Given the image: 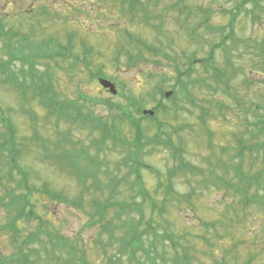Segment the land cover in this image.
I'll list each match as a JSON object with an SVG mask.
<instances>
[{
  "label": "rangeland",
  "instance_id": "rangeland-1",
  "mask_svg": "<svg viewBox=\"0 0 264 264\" xmlns=\"http://www.w3.org/2000/svg\"><path fill=\"white\" fill-rule=\"evenodd\" d=\"M141 1V5L132 7L136 10H128L120 0H0V18L7 27H12V34L4 35L8 42L39 49L43 42L40 40L51 43L56 38L81 54L82 43L85 42L94 48V54L89 59L92 66L101 67L113 76L120 88V93L113 96L98 81L91 82L86 71L79 68L71 71L69 65L54 59H40L36 64L38 71L50 69L53 72L54 85L50 87L47 84L49 79L42 76L33 85L32 81H26L19 74L10 77V69L8 72L3 70L0 74L3 76L0 77V119H8L11 123L18 148V163L27 175L22 181L32 188L41 191L47 182L53 189L75 198L82 189V183L79 185L72 176L71 157L78 148L75 147L80 144L90 147V152L94 153L95 147L91 143L99 136L98 130L89 125L58 118L74 115L68 109L71 101L56 100L55 95L58 93L54 86L62 92L63 98L76 99L77 87L80 85L88 97L110 98L112 102L120 103H128L127 98L135 97L138 105L142 102L146 109H152L162 89L171 90L178 80L183 85L190 84L191 80L194 94L197 93L195 102L209 106L213 113H220L219 110L236 104V109L223 112L226 116H203L212 132L209 135L202 125L201 116H198L200 108L182 98L178 99V105L184 109L178 110L177 120H171V123L182 128L179 134L184 142L183 157L188 163L201 168L209 167L211 161L216 163L229 159L235 148L234 135L242 132L244 120L253 122L255 116L252 110H258L255 106L264 108V0H258L257 5L254 0L242 6L236 5L240 0ZM143 7L147 8L149 19L142 13ZM207 17L208 20H204ZM3 44L0 40L1 62L9 60L6 49L1 47ZM25 53L32 52L26 48ZM211 56L213 58L207 65V74L215 73L213 67L227 71V78L221 81L223 84L228 81L227 87L234 100L224 92L216 93L208 89L210 82H198L205 76L203 69L206 68L193 64L192 60ZM20 61L24 63L21 57L11 61L18 73L23 70L21 66L25 67ZM175 61L179 69L175 68ZM58 62L66 69H58ZM191 67L197 72L189 70ZM190 76L192 79H189ZM27 96H30L28 102ZM41 97L50 107L55 102V106L51 107L55 116L41 103ZM198 97L206 101L201 103ZM217 100L222 104H217ZM163 103L168 109L174 106L168 98ZM89 105L95 114L108 118L116 128L133 136V128L127 120L115 116L116 113H111L102 104ZM160 116L165 115L161 113ZM143 120L145 133L153 134L155 125L148 126L151 125L150 121ZM35 127L37 132H34ZM164 130L173 132L169 126H164ZM61 131L68 133V141H65ZM4 132L5 126L0 121V136ZM172 136L178 140L174 133ZM2 142L0 138V144ZM73 143L76 146L72 147ZM145 154L151 166L164 172L175 168L178 161L161 148L148 149ZM262 155L264 150L251 159L247 158V168L253 166L252 172L261 169ZM122 156L118 151H109L107 147L101 152V158H108L112 167ZM7 168L0 158V199L5 204L14 194H21L17 200L22 196V193H15L19 177L8 175ZM144 179L150 190L158 182L151 171L144 172ZM187 182L185 178H176L179 193L190 191L191 186ZM206 183L210 184V180ZM195 186L198 188L196 195L179 205L170 204L166 215L173 224L172 229L178 234L187 231L194 237L203 235L204 239H210V245L207 246L202 239L195 238L194 245L200 252L191 263L222 264L226 261V264H264V206L256 204L243 207L235 193L224 188L208 187L202 184L201 178ZM256 190L264 193V182ZM164 194L162 191L156 198L161 199ZM43 197L44 194L36 190L29 196L28 200L34 205L35 211L56 230L73 241L76 239L78 242H75L84 248L93 264H110L107 255L110 256L113 249L108 246L105 255L95 243V229L84 227L88 205L77 209ZM84 197L85 201H89L92 196L88 192ZM124 197H129V194L125 193ZM10 214L6 206L0 207V258L4 259H11L17 254L22 239L33 232L40 221L30 222L23 217L18 222L20 232L18 240H15L10 230H3L4 224L10 220ZM206 223H214L215 227H207ZM30 247L36 248L38 244ZM23 252L29 253L26 249ZM34 256L35 264H57L54 257L43 249L40 255ZM62 258V264L69 259Z\"/></svg>",
  "mask_w": 264,
  "mask_h": 264
},
{
  "label": "trees",
  "instance_id": "trees-1",
  "mask_svg": "<svg viewBox=\"0 0 264 264\" xmlns=\"http://www.w3.org/2000/svg\"><path fill=\"white\" fill-rule=\"evenodd\" d=\"M120 1L126 5L128 10L129 8L136 10L132 7L142 4L141 0ZM254 2L255 5L258 4V0ZM142 9L144 16H147V8L143 7ZM42 14L44 15L45 12H42ZM204 20L207 21L208 17ZM196 29H199V27H196ZM9 33L12 34V27H7V24L0 18V40L4 42L1 47L6 49V53L9 55V60L0 61V74L4 69L7 72L10 69V77L19 74L26 81H32L33 85H36L35 81L42 76V78L49 79L47 84L50 87L54 81L53 72L50 69L38 71L36 64L40 59H54L69 65L71 71L75 68L86 71L91 82L99 76H106L101 67L96 68L95 65L92 66L89 62L94 51L93 47L87 46L85 42L82 43L81 52L83 54L73 51L72 46L63 45L56 38L51 43L45 39L40 40L43 41L40 44L41 48L32 49L30 48L31 45L8 42L4 35ZM26 48H29L32 53L26 54ZM158 52L159 49H157ZM19 57L24 61L22 65H28L27 69L22 66L23 70L20 73L16 71L11 62ZM211 58L213 56L202 59V65L206 68V70L203 69L205 76L199 79L198 82L208 81L211 83L207 86L208 89H213L216 93L224 92L234 100L227 87L228 81L225 84L221 81L227 78V71H221L218 67H213L215 73L210 72L209 75L207 74V65L212 61ZM192 61L193 64L196 62L195 59ZM174 66L179 69L177 61H175ZM57 67L58 69H66L61 66V62L57 63ZM189 70L196 71L197 69L191 67ZM0 77L3 76L0 75ZM190 82V84L183 85L181 80H178L177 83L180 88H178L179 91L175 89L173 96L177 98L181 94L182 100L193 103L194 106L200 108L198 116H223V114L226 116L223 112L236 109L235 104L229 106V108L219 110L220 113L218 111L213 113L209 106L195 102L197 93L194 94L191 87L194 83L191 80ZM54 88L58 93L55 95L56 100L66 99L71 101L68 104V109L74 115L58 116V118L65 119L67 122H79L82 125H89L94 130L99 129L100 135L91 143L95 147L94 153L90 152V147L81 145L71 157L73 162V165L71 164L72 176L76 178L79 185L82 183V189L75 198H70L63 191L50 187L47 182L44 184L43 189L39 191L22 181L27 175L18 163V148L13 138L14 131L7 121V131L0 136L3 140L0 144V158L9 165L8 175L14 177L16 174L13 170H17L19 172L18 177L22 176L17 184V190L21 191H15V193H22V196L17 200V197L21 194L12 195L6 204L3 199H0V207L6 206L8 211L11 212L10 220L7 224H4L3 230H10L14 239L18 240V233L20 232L18 222L23 217L30 222L37 219L40 221L35 230L22 239L17 254L11 259L0 258L1 264H35L36 260H31L30 254L40 255L42 249L48 255L53 256L57 264H62L60 263L62 257L69 258L65 264H93L87 257L84 248L78 246L76 239L75 242L56 230L48 220L43 219L35 211L34 205L28 200L33 190L44 194L43 198L45 200L66 204L77 209H83V206L85 207V204H87L89 209L85 211L87 221L84 227L95 229V243L104 251L105 255H107L108 246L113 249V253L110 256L107 255V261L110 264H192L191 260L200 252L194 245L195 238L202 239L206 245L210 243V239H204L203 235L194 237L191 232L188 233L187 231L178 234L172 229L173 224L166 215L168 214L167 207L170 204L177 203L179 205V203L192 199V196L196 195L198 188L195 184L200 183V178L202 184L208 187L224 188L226 191L235 193L234 195L237 196L238 202L243 207L256 204L264 206V193L256 190L264 182V155L261 158V169L252 172L251 168L253 166L247 168V158L251 159L256 156V153L261 154L264 150V108H260L259 105L255 106V109L258 110H252L255 120L250 122L245 119L242 132L234 135L235 148L229 159H222L216 163L211 161L209 167L201 168L185 160L182 155L184 143L182 136L179 135L178 140H174L172 136L174 132L162 130L160 121L158 122V131L156 127L153 134L147 135L145 133L146 129L140 125V119L135 117L141 111L142 102L138 105L135 97H129L127 99L128 103L116 105L110 98H92L84 93H79L76 99L63 98L58 87L54 86ZM29 97H26L27 102ZM88 102L102 104L111 109V113H116L115 116L127 119L133 125L135 134L133 136L126 135L120 128H116V125L110 122L108 118L95 114L91 106L87 104ZM41 103L51 111V107L55 106V102H52L50 107L42 97ZM216 103L222 104L218 100ZM113 108H116L117 111ZM217 109H219L218 105ZM260 109L263 111L260 112ZM168 110H164L167 111L164 112V115L174 116ZM52 113L55 116V112L52 111ZM201 120L207 133L211 135L212 132L207 127L206 121L203 117H201ZM4 122L6 123V120ZM63 134H66V132ZM105 147L109 148V151H118L123 155L114 163L113 167L108 158H101V152L104 151ZM155 148H161L167 151L172 159H177L175 168H169L164 172L151 166L146 160L147 155L145 153L148 149ZM77 156L78 159H76ZM255 161L256 159L253 160V162ZM149 169L156 175L158 180L153 190L145 185L143 172L144 170L150 172ZM231 172L233 175H231ZM176 178H185L188 181L186 184L191 186L190 191L179 193L176 189ZM207 180H210V184L206 183ZM162 191L165 193L164 196L161 199L156 198ZM88 192L92 197L89 201H85L84 196ZM125 193H128L129 197H124ZM27 207H29L28 210H26ZM13 209H19V211L14 213ZM35 243L39 245L36 248H31L30 254L23 252L24 249Z\"/></svg>",
  "mask_w": 264,
  "mask_h": 264
},
{
  "label": "water",
  "instance_id": "water-1",
  "mask_svg": "<svg viewBox=\"0 0 264 264\" xmlns=\"http://www.w3.org/2000/svg\"><path fill=\"white\" fill-rule=\"evenodd\" d=\"M101 84L105 87V88H108L110 89V91L113 93V94H116L117 93V90H116V87L115 85L109 81V80H106V79H101L100 80ZM170 93H168L167 95L169 96ZM145 114H151L153 115L154 112L153 111H144Z\"/></svg>",
  "mask_w": 264,
  "mask_h": 264
}]
</instances>
